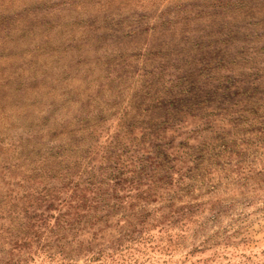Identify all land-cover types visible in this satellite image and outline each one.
<instances>
[{
    "label": "rangeland",
    "instance_id": "rangeland-1",
    "mask_svg": "<svg viewBox=\"0 0 264 264\" xmlns=\"http://www.w3.org/2000/svg\"><path fill=\"white\" fill-rule=\"evenodd\" d=\"M0 264H264V0H0Z\"/></svg>",
    "mask_w": 264,
    "mask_h": 264
}]
</instances>
